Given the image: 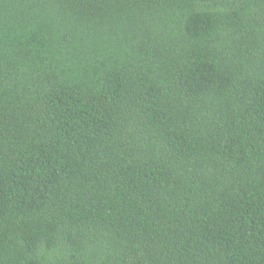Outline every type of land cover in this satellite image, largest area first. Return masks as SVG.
Listing matches in <instances>:
<instances>
[{
  "label": "trees",
  "instance_id": "1",
  "mask_svg": "<svg viewBox=\"0 0 264 264\" xmlns=\"http://www.w3.org/2000/svg\"><path fill=\"white\" fill-rule=\"evenodd\" d=\"M0 264H264V0H0Z\"/></svg>",
  "mask_w": 264,
  "mask_h": 264
}]
</instances>
